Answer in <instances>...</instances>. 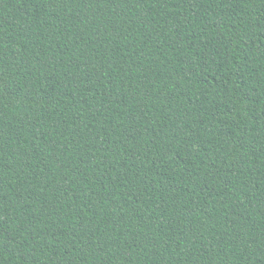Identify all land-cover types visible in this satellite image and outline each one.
<instances>
[{
	"label": "trees",
	"instance_id": "1",
	"mask_svg": "<svg viewBox=\"0 0 264 264\" xmlns=\"http://www.w3.org/2000/svg\"><path fill=\"white\" fill-rule=\"evenodd\" d=\"M0 264H264V0H0Z\"/></svg>",
	"mask_w": 264,
	"mask_h": 264
}]
</instances>
